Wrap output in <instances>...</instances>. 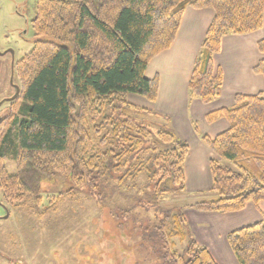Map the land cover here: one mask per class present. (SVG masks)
<instances>
[{
    "label": "trees",
    "instance_id": "16d2710c",
    "mask_svg": "<svg viewBox=\"0 0 264 264\" xmlns=\"http://www.w3.org/2000/svg\"><path fill=\"white\" fill-rule=\"evenodd\" d=\"M189 7L214 11L189 82L190 99L210 103L223 86L214 55L225 36L263 26L264 0H37L34 46L15 66L22 88L12 103L22 104L0 120V189L7 203L45 216L80 188L102 199L107 188L137 187L139 176L156 182L157 193L186 190L189 143L166 120L154 123L152 112L129 95L157 100L159 78H148L147 67L171 48ZM258 46L264 54V39ZM255 71L264 76V58ZM218 119L229 127L215 137L201 135L213 153L209 190L218 197L186 206L236 213L264 202V91L239 94L234 106L207 114L210 123ZM7 159L15 163L13 174ZM58 175L68 176L71 187L45 204L43 182ZM160 215L154 214L164 244L161 264H220L191 237L183 210ZM227 243L238 264H264V216L230 231Z\"/></svg>",
    "mask_w": 264,
    "mask_h": 264
},
{
    "label": "rangeland",
    "instance_id": "374dc122",
    "mask_svg": "<svg viewBox=\"0 0 264 264\" xmlns=\"http://www.w3.org/2000/svg\"><path fill=\"white\" fill-rule=\"evenodd\" d=\"M36 5L37 0H0V120L22 104V100H11L16 88H22L15 66L34 46ZM135 116L141 122L150 121L147 114ZM6 161L8 171L15 173L14 161ZM221 164L229 165V161L221 159ZM186 170L194 175V164L188 163ZM155 183L139 176L137 187L107 188L102 199L80 188L75 197L60 198L56 210L45 216L10 205L0 189V264H161L164 244L156 225L165 210H183L192 238L207 245L220 264H238L234 255H225L226 241L225 245L214 244L218 239L213 237L212 221L207 222L209 226L200 225V212L186 206L215 199L217 193L194 190L190 185L183 192L157 193ZM70 187L68 176L44 181L45 204ZM185 245L177 243L179 249Z\"/></svg>",
    "mask_w": 264,
    "mask_h": 264
},
{
    "label": "crops",
    "instance_id": "0c3cea01",
    "mask_svg": "<svg viewBox=\"0 0 264 264\" xmlns=\"http://www.w3.org/2000/svg\"><path fill=\"white\" fill-rule=\"evenodd\" d=\"M213 16L214 11L210 8H187L175 42L171 48L156 56L146 70L148 78H159L157 100L149 102L144 97L137 96L134 102L133 96L136 95H129L131 103L152 112L151 120L154 123L162 125L166 120L169 126L189 143L190 152L185 164L186 187L190 185L198 191L209 190L212 185L209 161L213 153L201 139V135L215 137L229 127L226 119L208 122L207 114L234 106L239 94L254 95L264 91V76L255 71L256 65L264 58L258 46L259 41L264 39L263 22V26L257 31L242 35L229 34L223 38L221 50L214 55L215 66L220 67L223 73L220 96L210 103L190 99L189 82L194 63ZM188 163L194 164V175L188 174ZM200 167L206 172L205 176L200 175ZM200 214V225L209 226L207 222L209 219L212 221L213 237L218 239L213 243L218 246L227 242V234L230 231L260 220L264 216V202L258 205L249 204L243 211L236 213ZM227 246L228 249H224L225 255L229 252L232 256L228 243ZM213 254L216 257L214 252Z\"/></svg>",
    "mask_w": 264,
    "mask_h": 264
},
{
    "label": "water",
    "instance_id": "95a60500",
    "mask_svg": "<svg viewBox=\"0 0 264 264\" xmlns=\"http://www.w3.org/2000/svg\"><path fill=\"white\" fill-rule=\"evenodd\" d=\"M19 92H20V88H19V87H17V88H16V95H18V94H19ZM13 98H14V97H12V98H11V100H12Z\"/></svg>",
    "mask_w": 264,
    "mask_h": 264
},
{
    "label": "bare ground",
    "instance_id": "6f19581e",
    "mask_svg": "<svg viewBox=\"0 0 264 264\" xmlns=\"http://www.w3.org/2000/svg\"><path fill=\"white\" fill-rule=\"evenodd\" d=\"M18 95H15V97L13 98V100L17 97Z\"/></svg>",
    "mask_w": 264,
    "mask_h": 264
}]
</instances>
